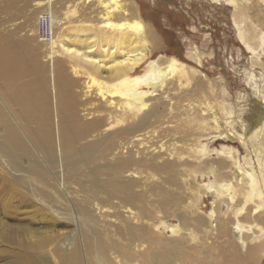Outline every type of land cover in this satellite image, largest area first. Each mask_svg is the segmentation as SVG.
I'll return each mask as SVG.
<instances>
[{"label":"bare ground","instance_id":"bare-ground-1","mask_svg":"<svg viewBox=\"0 0 264 264\" xmlns=\"http://www.w3.org/2000/svg\"><path fill=\"white\" fill-rule=\"evenodd\" d=\"M43 1L39 3H46L51 11L53 0ZM72 3L71 6L92 5L90 12L101 18L102 24L99 29L76 25L64 31V37L57 42L53 39L52 26L63 24L78 12V7H68L54 22L50 21L52 17H47L51 38L44 53L48 58H54L51 60L53 81L50 83L42 81L39 73L47 64L42 66L34 57L28 60L25 54L0 50V98L3 103V106L0 103V210L6 214L10 212L8 215L17 221L25 220L20 229L5 224L0 228V242H4L0 254L5 259L4 264H48L46 256L38 252L58 235L53 230L54 216L72 224H90L97 228L100 212L109 219L105 223L101 221L102 230L91 228L92 231L85 233L86 239L93 238L96 253V258H90L87 264H118L117 260L112 262L111 259L119 247L115 242L118 234H122L121 240H126L123 248L133 249L136 256L138 244L134 242L142 245L146 241L143 227L149 216L145 212L143 187L146 184L142 178L164 174L171 184H176L178 179L187 181L181 169L186 161L182 156L175 157V151H181L182 146L173 144L172 151L164 158L166 148L163 143H158L161 131L166 130H156V124H162L161 112L151 104L139 114L133 103L160 102L159 97L166 93L169 85L173 83L178 88L182 80H188V73L173 57H160L137 74V67L147 58L148 46L147 27L141 18L128 11L119 0H72ZM60 54L67 56L66 63L73 76L86 75L82 91L86 97L80 103L88 115L85 119L84 114H79L81 110L77 108V96L73 92L76 79L65 76L66 63H62ZM262 67L264 69L263 64ZM28 68H35L36 75L26 80L23 77ZM49 92L53 93L57 104L50 101ZM92 94L95 98H91ZM96 98L97 104L93 101ZM115 106L123 107L122 112ZM250 110L247 125L251 130L242 123L243 132L237 135L234 133L236 120L225 121L231 133L224 138L238 140L244 149L248 141L251 149L261 156L264 155V98ZM207 113L214 125L222 124L213 107H208ZM259 134L262 136L255 137ZM225 165H219L217 170L224 169ZM236 169L234 185L240 187L242 171L239 165ZM244 175L248 184L244 194L246 202L253 201L255 207L264 210V176L258 177L249 171ZM11 184L16 189H11ZM138 186L141 188L137 189ZM161 189L164 192V188ZM220 191L226 194L222 186ZM226 200L233 202L232 197ZM181 201L166 193L160 204L171 206ZM20 207L32 208L24 210L28 213L27 218L23 215L19 218ZM114 207L120 212L112 214ZM237 213L240 214V209ZM37 222L44 231L31 229ZM169 229L175 231L172 226ZM102 236L108 240L106 243L102 242ZM70 240L72 238L66 243L71 250L60 256V261L62 264H81L77 245L71 247ZM93 249L89 248V252ZM142 256L150 264H181L176 262L182 261L177 251L167 248L144 252Z\"/></svg>","mask_w":264,"mask_h":264},{"label":"rangeland","instance_id":"rangeland-1","mask_svg":"<svg viewBox=\"0 0 264 264\" xmlns=\"http://www.w3.org/2000/svg\"><path fill=\"white\" fill-rule=\"evenodd\" d=\"M40 1L44 2L0 0V50L25 54L28 60L34 57L35 62L42 66L47 64L39 73L42 81L49 82L53 81L51 60L54 58H48L44 53L51 38V30H46L50 22H46V19L49 16L53 18L51 22L57 21L73 3L72 0H53L50 11L49 5L40 4ZM119 1L133 15L140 17L147 27V58L137 67L136 73H142L152 60L160 57H173L176 64L183 66L188 73V80H182L178 88L173 83L169 85L166 93L159 97L160 102L133 103L139 114L151 104L161 112L162 124H156V130H166L161 131L158 143H163L166 148L164 158L172 151L173 144L182 146L181 151H175V157L182 156L185 159L181 169L187 181L178 179L176 184H171L166 181L164 174L142 178L146 184L143 187L145 212L150 216L144 221L143 227L146 241L142 245L138 241L134 242L138 244L134 256L133 249L123 248L126 240H121L122 234H118L115 242L120 248L112 253V262L117 260L118 264H150L142 256L144 252L167 248L182 256V261L178 259L176 262L181 264H264V210L255 207L253 201L246 202L244 197L248 190L244 173L249 171L258 177L264 176V155H257L248 141L244 149L238 140L224 138L228 132L231 133L225 121L236 120L234 133L237 135L243 132L242 123L250 131L251 126L247 125L251 115L250 107L264 98V0ZM81 4L71 6L78 7V12L67 18L68 22L65 20L61 25L52 26L55 41H60L64 31L76 25H90L99 29L101 18L94 17V13L90 12L92 5L89 7V4ZM59 58L65 65L67 56L60 54ZM25 74L23 79L33 78L36 75L35 68H28ZM64 74L76 79L73 92L77 96V108L81 110L79 114H84L85 119L88 115L83 111L85 106L80 103L86 97L82 92L83 83L87 81L86 75L82 73L73 76L67 63ZM48 98L56 103L53 93L49 92ZM91 98H95L94 94ZM95 100L96 104L99 103L97 98ZM0 103L3 104L1 98ZM208 107H213L220 116V126L213 124L211 115L207 113ZM115 109L122 112L123 107L115 106ZM128 119L131 120L129 116ZM261 136L259 134L255 137ZM223 164H226L224 169L217 170ZM237 165L242 171L240 177L243 183L240 187L234 185ZM13 186L11 184L9 187L16 189ZM163 186H167L168 190ZM221 186L226 194L220 191ZM161 188H164V192ZM166 193L180 198L181 203L161 205L160 200ZM228 197L233 198L232 203L226 200ZM60 208L68 211L63 206ZM30 209L18 208L21 213L19 218L21 215L27 218L28 213L24 210ZM239 209L240 214L237 213ZM113 211L112 214L119 211V208L114 207ZM71 212L78 218L74 211ZM4 213L0 210V222H4L0 228L4 224L18 229L25 225V220L21 219L20 222L9 216L10 212L6 215ZM100 213L102 215L98 218L97 228L102 230L101 223L107 222L109 216ZM54 219L56 224L53 230L58 235L43 251L38 252L46 256L48 264L61 263L60 256L71 250L66 243L69 238H72L70 242L74 244L71 247L77 245L81 264L96 258L93 238L89 236L88 240L85 237L96 227L72 224L56 216ZM169 226L174 227L175 231L171 232ZM31 229L45 230L40 222ZM107 241L102 236V242ZM3 244L0 242V246ZM66 247L67 250L64 249ZM88 247L91 250L94 248L93 251L89 252ZM2 258L0 254V264L5 262Z\"/></svg>","mask_w":264,"mask_h":264},{"label":"built area","instance_id":"built-area-1","mask_svg":"<svg viewBox=\"0 0 264 264\" xmlns=\"http://www.w3.org/2000/svg\"><path fill=\"white\" fill-rule=\"evenodd\" d=\"M46 22H50L49 19H46ZM46 22H44V23H46ZM45 25H46V24H45ZM46 30H50V24H49L48 27H47V25H46Z\"/></svg>","mask_w":264,"mask_h":264}]
</instances>
